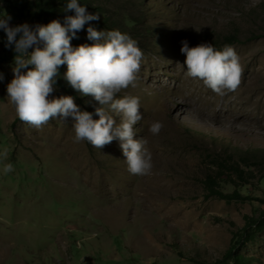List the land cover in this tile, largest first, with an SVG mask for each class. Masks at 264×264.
Wrapping results in <instances>:
<instances>
[{"label":"rangeland","instance_id":"1","mask_svg":"<svg viewBox=\"0 0 264 264\" xmlns=\"http://www.w3.org/2000/svg\"><path fill=\"white\" fill-rule=\"evenodd\" d=\"M92 5L143 52L136 87L116 98H139L134 139L147 141L152 174H130L118 140L102 148L74 142L71 118L40 129L20 121L7 98L14 59L0 62V264H222L233 233L246 217L264 212V178L246 185L218 181L223 193L252 199L244 203L210 197L204 186L219 158L239 161L264 150V0ZM5 37L0 30V53ZM227 39L243 73L234 92L217 95L177 63L185 60L181 41L220 50ZM85 40L72 46L93 43ZM66 85L54 86L49 99L72 96L99 119V103ZM152 121L163 124L158 135L148 131ZM7 163L14 171L5 175ZM239 254L264 264V231Z\"/></svg>","mask_w":264,"mask_h":264},{"label":"clouds","instance_id":"2","mask_svg":"<svg viewBox=\"0 0 264 264\" xmlns=\"http://www.w3.org/2000/svg\"><path fill=\"white\" fill-rule=\"evenodd\" d=\"M64 11L74 15L65 16L63 25L53 20L47 25L27 23L12 27V17L3 13L0 30L6 35L5 47L14 45V78L7 85V98L18 119L40 129L50 120L66 123L71 118L74 142L87 141L95 148H102L114 140L120 142L127 171L135 176L152 174V154L143 138L134 139L133 126L142 117L139 113L138 97L117 94L127 88L136 87L143 52L137 41L119 30L97 31L87 28V39L91 45H71L76 33L86 23L97 20V15L88 14L78 0H70ZM180 52L184 54L181 68L185 75L196 79L217 95L234 92L241 83L243 68L234 47L224 45L217 50L212 44L201 43L189 47L181 41ZM31 49V51H29ZM66 65L64 79L81 96H91L100 107L95 109L99 119L82 111L74 97L62 95L49 99L55 90L60 66ZM25 70V71H21ZM2 78V77H0ZM120 117L117 124L114 119ZM162 122L152 121L148 131L158 135ZM14 171L11 163L3 167L5 175Z\"/></svg>","mask_w":264,"mask_h":264},{"label":"trees","instance_id":"3","mask_svg":"<svg viewBox=\"0 0 264 264\" xmlns=\"http://www.w3.org/2000/svg\"><path fill=\"white\" fill-rule=\"evenodd\" d=\"M70 0H5L0 6L1 15L6 12L11 16L12 27L27 23L30 26L40 24L47 25L53 20H58L62 25L65 16L74 15L72 11H64ZM80 6L86 8L88 14L97 15L99 18L85 24L84 29L76 33V38L71 40V45H78L86 42L87 28L89 26L97 29L114 30L113 22L104 16L101 19L102 10L92 5V0H78ZM6 38V37H5ZM233 41L227 39L226 45H232ZM14 45L5 47L0 53V62L13 60L15 56ZM31 51V49H29ZM65 67L62 65L58 69L56 85L65 88L68 84L65 79ZM69 86V85H68ZM70 87V86H69ZM262 154V155H261ZM259 156L260 159H259ZM243 168H255L254 170H244ZM259 174L257 177L256 173ZM216 175H208L204 181V186L208 196L231 202H247L252 200L250 197L243 196L237 191L232 194H225L218 189V181L229 180L232 185L249 184L251 180L264 178V150L249 151L247 155L240 157L239 161H233L232 157L223 156L219 158L214 172ZM264 204V201L262 200ZM264 231V212L257 218L246 217L245 225L239 231L233 233L232 245L223 256L222 264H250V259L239 254L241 249L249 242H253L259 233Z\"/></svg>","mask_w":264,"mask_h":264}]
</instances>
